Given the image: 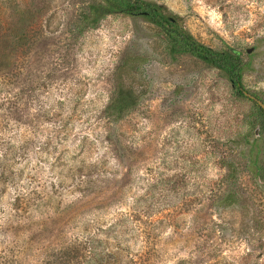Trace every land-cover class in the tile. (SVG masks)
<instances>
[{
  "label": "rangeland",
  "instance_id": "obj_1",
  "mask_svg": "<svg viewBox=\"0 0 264 264\" xmlns=\"http://www.w3.org/2000/svg\"><path fill=\"white\" fill-rule=\"evenodd\" d=\"M148 1L237 52L244 90L264 102V0ZM101 3L0 0V264H81L64 252L90 240L104 264H264V118L218 70L171 59L141 16L83 29ZM129 56L144 58L140 100L115 122L104 109Z\"/></svg>",
  "mask_w": 264,
  "mask_h": 264
},
{
  "label": "trees",
  "instance_id": "obj_2",
  "mask_svg": "<svg viewBox=\"0 0 264 264\" xmlns=\"http://www.w3.org/2000/svg\"><path fill=\"white\" fill-rule=\"evenodd\" d=\"M101 2V4L90 5L88 12L81 15V25L83 29L95 28L99 21L105 15L109 14L121 13L129 16H141L161 30L166 42V51L171 59H175V55H191L200 60L206 66L218 70L220 74L230 82L239 97L249 99L241 92L244 90L242 75L246 66L242 63L240 55L237 52H234L233 50H215L202 44L187 30L180 27L176 23L175 18H172L168 13H165L162 6L152 1L101 0ZM143 61L144 58L142 57L129 56L116 68L114 74V92L104 109L105 115L115 122L125 117L139 103L140 95L137 93L132 83L134 79H136L140 64H142ZM2 86L6 87L5 77L0 79V87ZM1 101L3 106L6 105V103H8L7 96H5L3 100L1 99ZM250 101L253 102L252 100ZM253 104L260 115L264 118L262 109L255 102H253ZM6 111L7 109L5 112ZM248 154L250 163L255 167V175H260V173H262V168L257 167L259 150L257 149L256 142L251 144ZM225 167L228 172L227 181L231 182L236 177V170L228 162H225ZM4 174L5 171L3 169L0 176H4ZM222 202L226 206L234 204L235 196L229 193L223 197ZM76 244L77 246H75ZM81 244H85L82 249L79 248V245L81 246ZM81 250H83L85 254H83ZM64 253L69 257L72 253H75L76 255L73 257L83 258L81 264H91V257L85 259V255L93 254L94 256H97L95 261L98 264H104L102 252L95 251L92 240L89 242L85 241L84 243H75L73 246L67 248ZM118 261H121V259H118Z\"/></svg>",
  "mask_w": 264,
  "mask_h": 264
},
{
  "label": "water",
  "instance_id": "obj_3",
  "mask_svg": "<svg viewBox=\"0 0 264 264\" xmlns=\"http://www.w3.org/2000/svg\"><path fill=\"white\" fill-rule=\"evenodd\" d=\"M241 92H242V94H243L245 97H247V98H249L250 100H252L253 102H255V103H256V104L262 109V111H263V113H264V102H263V101L259 100V99L256 98L255 96L249 94V93L246 92L245 90H243V91H241Z\"/></svg>",
  "mask_w": 264,
  "mask_h": 264
}]
</instances>
